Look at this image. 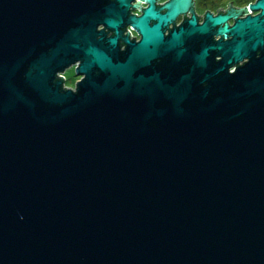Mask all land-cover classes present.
<instances>
[{"label":"water","instance_id":"95a60500","mask_svg":"<svg viewBox=\"0 0 264 264\" xmlns=\"http://www.w3.org/2000/svg\"><path fill=\"white\" fill-rule=\"evenodd\" d=\"M132 1L0 0V264H264V0Z\"/></svg>","mask_w":264,"mask_h":264},{"label":"flooded vegetation","instance_id":"af4514ba","mask_svg":"<svg viewBox=\"0 0 264 264\" xmlns=\"http://www.w3.org/2000/svg\"><path fill=\"white\" fill-rule=\"evenodd\" d=\"M172 0H154V6L156 10L160 14H164L167 9L165 5L171 2ZM255 0H189L188 6L184 9L179 11L174 19L163 28V35L167 36L168 33L173 30L177 29L181 25H183L188 19L192 16L196 18L197 24H201L204 21L206 14H210L213 17L218 15H236V18H242L247 13L241 11V9H246L249 4L253 3ZM148 0H133L130 3L129 8V15L140 16L142 11L147 8ZM241 11V12H240ZM249 11V10H248ZM249 14H252L250 11ZM234 17H231L226 21V23L230 26L234 21ZM154 21H150L149 24H153ZM101 27H98L97 30H100ZM106 37L112 36V32L105 30ZM120 36H128L130 41H137L139 39V35L137 31L130 25L123 26L120 29ZM214 39H217L214 36ZM118 48L119 51H123L125 49V45L120 38L118 40ZM70 69V68H69ZM74 71V67H71ZM63 78V86L66 88H74L75 87V80L72 85L69 84L66 76L65 71L61 74ZM80 78V77H79Z\"/></svg>","mask_w":264,"mask_h":264},{"label":"rangeland","instance_id":"374dc122","mask_svg":"<svg viewBox=\"0 0 264 264\" xmlns=\"http://www.w3.org/2000/svg\"><path fill=\"white\" fill-rule=\"evenodd\" d=\"M65 76H66L70 85L73 84L74 80H75V82L79 80V77L75 76L74 71L71 68L65 70Z\"/></svg>","mask_w":264,"mask_h":264}]
</instances>
